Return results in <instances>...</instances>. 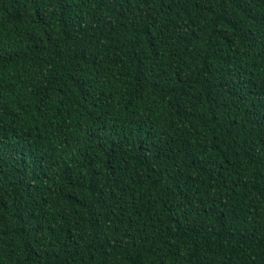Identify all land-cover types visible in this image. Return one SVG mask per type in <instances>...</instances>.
I'll return each instance as SVG.
<instances>
[{
    "label": "trees",
    "instance_id": "obj_1",
    "mask_svg": "<svg viewBox=\"0 0 264 264\" xmlns=\"http://www.w3.org/2000/svg\"><path fill=\"white\" fill-rule=\"evenodd\" d=\"M0 264H264V0H0Z\"/></svg>",
    "mask_w": 264,
    "mask_h": 264
}]
</instances>
